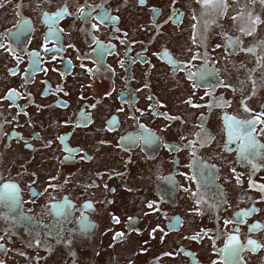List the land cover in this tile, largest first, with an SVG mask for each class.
I'll return each instance as SVG.
<instances>
[{
  "label": "flooded vegetation",
  "instance_id": "obj_1",
  "mask_svg": "<svg viewBox=\"0 0 264 264\" xmlns=\"http://www.w3.org/2000/svg\"><path fill=\"white\" fill-rule=\"evenodd\" d=\"M0 264H264V0H0Z\"/></svg>",
  "mask_w": 264,
  "mask_h": 264
},
{
  "label": "snow or ice",
  "instance_id": "obj_2",
  "mask_svg": "<svg viewBox=\"0 0 264 264\" xmlns=\"http://www.w3.org/2000/svg\"><path fill=\"white\" fill-rule=\"evenodd\" d=\"M208 0H204V3H207ZM250 124L254 123L253 121L248 122ZM4 188L8 190L9 192L15 193L16 186L15 185H5ZM249 243H253L252 241H249Z\"/></svg>",
  "mask_w": 264,
  "mask_h": 264
}]
</instances>
